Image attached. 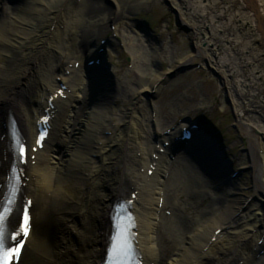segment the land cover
Segmentation results:
<instances>
[{
	"label": "bare ground",
	"instance_id": "6f19581e",
	"mask_svg": "<svg viewBox=\"0 0 264 264\" xmlns=\"http://www.w3.org/2000/svg\"><path fill=\"white\" fill-rule=\"evenodd\" d=\"M12 1L9 3L12 4L10 10L13 16L9 23L20 26V31L14 32L3 19L6 5L0 0V52L6 60L0 65V185L6 181V174L14 161L5 126L15 123L32 150L37 137V124L47 115L52 117L49 122L52 131L46 147L37 153L30 151L29 156H34L35 162L21 168L22 182L27 187L22 189L19 202L22 204L24 199L32 201L30 211L33 217L32 232L21 264H101L110 244L112 210L119 201L132 202V213L137 223L135 244L143 264L163 262L156 246L162 238L166 247L161 254L172 255L169 264H264V256H258L261 249L256 248L262 238L260 228L264 226V154L258 150L256 141L248 138L250 149L246 154L253 170L254 195L260 204L259 209L252 211L254 208L248 199L236 196L238 189L232 182L231 192L236 197L226 198L223 201L224 210L214 211L210 198L202 196L198 203L207 205L206 216L199 219L203 224L193 232L185 233L194 226L193 220L181 217L177 211L179 205L168 199L167 206L172 213L167 218L174 219L172 232L175 237L158 238L156 231L166 218L161 215L164 210L163 207L159 209L156 196L161 195V190L172 178L177 179L173 185L177 199L181 198L182 191L187 196L195 186L204 187L208 180L212 184L216 181L207 180L204 176V182L199 177L201 172L192 173L191 166L183 157L169 162L166 160L167 150L166 154H161V147L151 146L148 137L142 142V134H145L143 126L149 119L144 114L138 116L141 109L138 103L143 98L153 97L169 74L155 75L147 83L139 82L140 87L136 90L128 88L126 92L131 93L134 100L129 111L121 115L116 128H109L113 119L109 113L103 112L109 108L111 98L112 101L117 98L115 93L112 94L111 81L104 77L97 76L96 80L100 83L92 85L93 98H101L102 108L92 102V112L87 113L86 118L81 116L79 108L76 111L79 99L86 101L89 96L85 92L86 79L82 67L87 58L96 56L94 49L98 40L106 35L121 15L140 7L148 8L154 0H108L106 4L105 0H87L80 5L75 4L78 0H36L30 5L28 0ZM223 1L181 0L180 5H174L185 16L196 17L191 22L180 18L185 30H194L196 35H199V30L208 31L203 40L212 57H207L211 67L224 72V80L231 77L229 83L225 82V91L232 100L235 113L241 111L240 103L247 101L248 96L258 100L257 105L264 108V50L255 48L259 41L257 33L260 32L264 39V0H260L258 5L255 0H243L247 3L246 9L253 12L250 18L244 19H239L238 15H229L226 19L227 15L222 11L224 7H221ZM78 6L81 8L75 10ZM85 10L89 14L86 19L81 14ZM65 12L70 15L71 23L67 24H73L77 31L81 68L77 70L72 66L68 69L71 75L64 83L66 90L62 94L66 95V99H62L58 95L62 88L55 82V76L67 63L55 50L64 49L58 48L62 36L58 28L63 24ZM73 14L77 16L72 22ZM245 29L254 34L251 33L249 39L242 42L241 50L237 49L238 55L233 54L234 40ZM233 36H236L235 39ZM201 43L196 42V55L205 57ZM111 51H106L104 55L107 61L111 60ZM191 60L186 59L182 64L187 65ZM249 64L254 68L247 75L243 68ZM118 86L122 89L120 94L125 91L122 84ZM72 115L83 128L79 136H72ZM258 119L259 122L238 123L249 133L256 131L264 134V113ZM106 120L109 124L105 123ZM102 130L116 133L99 146L95 142L96 135ZM202 138L200 134L201 141ZM55 142H60L67 149L68 159L63 160L62 169L57 168L58 161H55L56 149L59 148H54ZM210 149L211 145L206 144L196 153L207 164L203 167H207V172L221 174L224 167L222 158L216 153L214 158ZM155 152H158V157L152 156ZM93 153L97 155L95 160L91 157ZM174 163L178 164V168L172 174ZM82 172L87 177H80ZM149 172H152L151 176ZM56 183L64 190L72 188L79 195L77 201L69 203L59 196ZM133 195H136L134 200ZM13 217L6 225L11 233L16 226ZM181 234L186 237L184 240L180 239ZM185 244L189 246L185 247Z\"/></svg>",
	"mask_w": 264,
	"mask_h": 264
},
{
	"label": "rangeland",
	"instance_id": "374dc122",
	"mask_svg": "<svg viewBox=\"0 0 264 264\" xmlns=\"http://www.w3.org/2000/svg\"><path fill=\"white\" fill-rule=\"evenodd\" d=\"M35 1L36 0H28L29 5ZM86 1L87 0H78L79 5L80 2L82 3ZM93 1L99 2L100 0ZM180 1L181 0H154L148 8L140 7L136 11L133 10L132 12H127L123 15L124 17L122 19L118 20L114 31V38L116 41L113 42V47L109 48L112 50L111 60L107 61L106 57H104V63H106L113 72H116L118 76L117 81L119 85L122 84L121 87H124L125 91L120 94L122 89L120 86H117L116 82L114 87L117 86V88H114L115 91L113 92L117 98L113 102L111 100L109 108L103 112L109 113V116L113 119V123L111 121L112 124L109 128H116L121 115L129 111L134 100L132 97L133 95L126 92L128 91V88L130 87L133 88V90H136L140 87L139 82L147 83L148 81H151L155 75L160 76L168 73L169 75H167L166 82L161 86L158 92H154V96H158L157 100L149 102L147 97L143 98L142 101L138 103L141 107V109L139 108L138 110V116L144 114V117L149 119L143 126L145 134H142V142H145L148 137L151 146L157 144L161 145L159 144V139L155 141L156 135L159 134L161 136L165 131L173 129L182 118L189 117L201 122L205 126L206 135L211 134L214 137L216 136L215 138L217 139L218 144L223 149V160L225 164H233V171L242 170L241 175L234 182L238 189V195L236 196L241 199H251L249 204L254 208L252 211H256L260 208V204L256 202L254 195L253 170L252 166L249 165V157L246 152L250 149L248 138H252L259 145L257 147L258 150L261 151V154H264V134H258L256 131H251L249 133L246 129L241 127L238 122L241 121L244 124L250 123L251 120H254L255 122L258 120L259 122L260 119H258V117L263 115L264 108L261 105H257L258 100H253V98L248 96L247 101L244 103L241 101L240 103L241 111L238 114L235 113L231 104L232 100L230 97L226 96V93H224L225 91L220 84V80H217L209 71V69L213 70V68L210 67V59L208 57L210 56L211 58L212 56L211 53L207 51L206 43L203 40L204 35L208 33V31L199 30L197 32L199 35H196L194 30H188V32H186L183 30L179 31L177 28V20H180L182 17L187 18L189 22H191V20H196V17L185 16L177 9L176 5H180ZM188 1L194 2L195 0H187V2ZM255 1L257 2V5L260 3V0ZM223 2L224 4L221 5V7H224L223 9H225H222V11L226 13V19L230 17L229 15H238L239 19H244L250 18L253 14L249 9H246V1L228 0L227 2V0H224ZM106 3H108V0H105V4ZM3 4L6 5L3 14L5 23L11 28V30H13V32L20 31L19 24L9 23L12 21L11 16H13V13H11L10 10L12 4H6L4 2ZM18 4L19 3L17 2V5ZM80 8L81 6H78L75 10H79ZM218 10L220 12V9ZM81 14L85 19L87 18V15H89L87 10ZM76 16V14H73L71 19L72 22L73 20H76ZM64 18L65 19L62 21L63 24L58 28L62 33L60 41L61 46H58V48L64 47V49L61 51L55 50V53L60 54L61 59L65 64L67 63L66 66H68L59 70L55 76V82L60 85H63L70 77L71 71L68 69H71L72 66H78L81 64V53L78 35L76 33L77 31L73 24H67L71 23L69 22L70 15L67 14V12H65ZM109 33L110 32L108 31L106 35L102 37H107ZM251 33V31L245 29V31L241 30V32H239V36L237 35L236 39V36L232 37L235 39L234 46H232L233 54L235 53L238 55L237 49L241 50L243 47L242 42L248 40ZM253 34L254 32L252 35ZM257 34L259 41L255 48L257 47L261 51L264 50V39L261 37L260 32ZM228 37H230V33ZM197 41L202 42L201 49L205 57L196 55ZM227 51H229V49L226 50V52ZM186 59L192 60L187 65L182 64ZM206 60L207 64L205 63ZM5 61L4 54L1 51L0 65ZM241 64L244 63L241 62ZM194 65H199L200 67L188 69L186 73L177 75L179 68ZM253 68L254 66L249 64L244 67L243 70L246 71L245 74L248 75ZM218 72H220L221 76L225 77L224 72ZM225 79L226 80H223V83H229L228 77ZM232 79L235 80L236 78L232 77ZM116 89L117 91L119 89L118 93ZM85 92L89 93L87 100L84 101L79 99V103L76 107V111H78V108L81 110V116L83 115V118L84 116L85 118L88 117L89 114L87 113L92 112V100L99 105V109L102 108L101 101L100 103H98V100L97 102L94 101V99H96L92 98L94 95L90 97V91L88 92L87 86ZM97 99H100V97ZM251 103L253 106H251ZM259 106H261L262 109ZM71 114L74 115V113ZM73 115L70 118L73 133L72 136H79V134H82L81 130L83 131V128H80L78 125L79 120H76ZM105 123L109 124V121L106 120ZM114 133L116 132L102 130L96 135L95 142H97L99 146H103L106 139L112 137ZM56 151L57 157L55 161H58L57 168L62 169L63 160L68 159V157H66L67 149L64 145L59 144V148H57ZM93 151H95L94 148ZM153 155L156 156V154ZM91 157L95 160L97 155L93 153ZM182 157L183 156H176L172 160L169 158H167V160L169 162H176ZM183 159L185 158L183 157ZM188 164L191 166L192 173L198 171L203 175V170L199 164L189 162ZM174 166L175 168L173 169L172 174L177 170L178 164L174 163ZM202 175L199 176L201 179L205 178L204 176L207 178V175ZM80 177L85 178L87 176L82 172ZM175 178L176 177L172 178L167 187L161 190V195L156 196V198L159 199L160 204L164 205L162 209L164 211L161 215L166 218L161 223L160 228L156 231L155 236L158 238L168 236L169 238L174 239L175 237V234L172 232L174 219L171 220L170 218H167L171 217L172 213L167 206L168 199L169 201L172 199L174 204L176 203L179 205L177 211L181 217L193 220L194 226L189 231H185V233H187L193 232L198 226L203 224L199 219L203 215L206 216L204 213L206 212L205 209L207 205H201L198 203L201 202L202 196L207 195V197L210 198L214 211L224 210L223 201L226 198L232 199V197H236L231 196L233 193L231 192L232 189L226 187L227 185L223 186V183H221L222 180L212 184L207 178L208 182L204 183V187L195 186L190 190L191 192H189L190 194L187 196H185V193L182 191L181 198L177 199V193L174 192L173 187L177 180H175ZM160 179L163 180L164 177L161 175ZM55 185L57 190H59V196L63 197V199L69 203L77 201L79 195H77L71 187V190H64V188L58 183ZM168 195L169 197L167 198ZM203 220L204 219H201V221ZM219 232L220 230L217 234ZM260 232L264 235V226L260 228ZM184 238L186 237L181 234L180 239L184 240ZM164 241L165 240L162 238L156 246L159 250L160 256H162L163 262L161 264H169L172 261V255L161 254L163 251L162 249L166 247ZM188 246L189 245L185 244V247Z\"/></svg>",
	"mask_w": 264,
	"mask_h": 264
},
{
	"label": "snow or ice",
	"instance_id": "6c2138e0",
	"mask_svg": "<svg viewBox=\"0 0 264 264\" xmlns=\"http://www.w3.org/2000/svg\"><path fill=\"white\" fill-rule=\"evenodd\" d=\"M45 123H47V120H45ZM43 139L44 137L42 135L40 141ZM40 141H38V143ZM30 151L33 150L27 149L24 144L20 143L18 145V155L21 163L35 162V157L28 155ZM0 187L7 188V193L3 196V200L5 204H9L14 201V198L18 197V194L22 189L26 188L27 185L21 181V178L17 176L14 169H10L6 181L3 185H0ZM31 204V200H26L18 213L17 224L13 229V234L10 236L12 243H6L5 232L7 226L4 222V217L0 216V264H21V253L22 250H24L25 243L27 242L32 227V217L28 211ZM0 211L7 213L8 209L0 206ZM116 228L117 232L113 237V244L110 251L112 257L111 264H123L121 257L123 256L126 258L131 248L128 244L126 229L119 223H117Z\"/></svg>",
	"mask_w": 264,
	"mask_h": 264
},
{
	"label": "water",
	"instance_id": "95a60500",
	"mask_svg": "<svg viewBox=\"0 0 264 264\" xmlns=\"http://www.w3.org/2000/svg\"><path fill=\"white\" fill-rule=\"evenodd\" d=\"M185 70L186 69H184V68H180V70L178 71V73H183V72H185Z\"/></svg>",
	"mask_w": 264,
	"mask_h": 264
}]
</instances>
